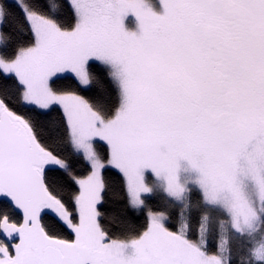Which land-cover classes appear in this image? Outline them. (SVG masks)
<instances>
[{"label":"snow or ice","instance_id":"snow-or-ice-1","mask_svg":"<svg viewBox=\"0 0 264 264\" xmlns=\"http://www.w3.org/2000/svg\"><path fill=\"white\" fill-rule=\"evenodd\" d=\"M160 4L0 0V264H264V0Z\"/></svg>","mask_w":264,"mask_h":264},{"label":"rangeland","instance_id":"rangeland-1","mask_svg":"<svg viewBox=\"0 0 264 264\" xmlns=\"http://www.w3.org/2000/svg\"><path fill=\"white\" fill-rule=\"evenodd\" d=\"M148 4L153 7V9L157 12H162V6L160 4V0H156L155 2H150L148 1ZM126 24L130 29H135V21H134V17H132L131 15H129V17L126 20Z\"/></svg>","mask_w":264,"mask_h":264},{"label":"trees","instance_id":"trees-1","mask_svg":"<svg viewBox=\"0 0 264 264\" xmlns=\"http://www.w3.org/2000/svg\"><path fill=\"white\" fill-rule=\"evenodd\" d=\"M148 1H150V2H155L156 0H148Z\"/></svg>","mask_w":264,"mask_h":264}]
</instances>
